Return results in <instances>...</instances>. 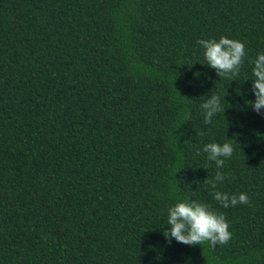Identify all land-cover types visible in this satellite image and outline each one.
Segmentation results:
<instances>
[{
	"label": "trees",
	"instance_id": "1",
	"mask_svg": "<svg viewBox=\"0 0 264 264\" xmlns=\"http://www.w3.org/2000/svg\"><path fill=\"white\" fill-rule=\"evenodd\" d=\"M220 36L245 43L235 76L196 43ZM257 52L264 0H0V264H264ZM213 141L234 149L216 190L248 204L213 199ZM185 198L224 213L226 244L164 238Z\"/></svg>",
	"mask_w": 264,
	"mask_h": 264
},
{
	"label": "clouds",
	"instance_id": "2",
	"mask_svg": "<svg viewBox=\"0 0 264 264\" xmlns=\"http://www.w3.org/2000/svg\"><path fill=\"white\" fill-rule=\"evenodd\" d=\"M203 50L202 55L206 65L214 69L216 74L235 76L238 74L242 64L247 58L245 43L220 36L219 39H199L196 42ZM251 64V87L249 92L254 96V100L245 101V104L258 114L264 110V52H257ZM199 104V109L205 124H211L213 117L225 108L221 107V99L218 95L208 94ZM225 96L223 97L224 103ZM201 100V99H200ZM247 102V103H246ZM228 104V103H226ZM229 105V104H228ZM190 116V112L185 113V120ZM231 139H228L230 141ZM206 154V159L213 162L217 171L211 182L208 183L212 191L213 199L222 208L235 207L237 204L246 205L249 202L247 193L240 192L229 194L216 190L217 184L223 185L226 173L222 172L225 161L233 154V145L230 142H208L205 143L199 152ZM167 227L163 236L168 241H176L185 245H199L207 243L209 247L226 244L231 238L229 222L224 213L213 210L209 205L193 198L177 199L167 207Z\"/></svg>",
	"mask_w": 264,
	"mask_h": 264
}]
</instances>
